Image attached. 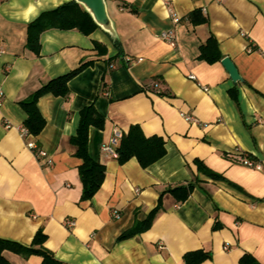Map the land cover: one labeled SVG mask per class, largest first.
<instances>
[{
  "label": "crops",
  "instance_id": "0c3cea01",
  "mask_svg": "<svg viewBox=\"0 0 264 264\" xmlns=\"http://www.w3.org/2000/svg\"><path fill=\"white\" fill-rule=\"evenodd\" d=\"M67 1L0 0V238L28 245L41 229L43 246L63 264H186L193 251L207 254L196 264H240L245 254L264 264V0H106L118 45L100 28H49L38 53L28 49L27 24ZM168 28L175 45L159 36ZM210 36L240 81L221 59L199 56ZM80 64L67 96L38 98L44 126L24 137L19 102ZM90 104L104 124L89 127L88 153L105 173L81 200V160L69 139ZM134 124L164 140V155L146 167L135 157L119 163L101 148L114 130ZM188 183L185 200L163 193L150 225L118 238L147 217L162 191ZM2 256L7 264L42 260L8 250Z\"/></svg>",
  "mask_w": 264,
  "mask_h": 264
},
{
  "label": "trees",
  "instance_id": "16d2710c",
  "mask_svg": "<svg viewBox=\"0 0 264 264\" xmlns=\"http://www.w3.org/2000/svg\"><path fill=\"white\" fill-rule=\"evenodd\" d=\"M193 16V15H191ZM204 20V18L200 19ZM49 28L71 29L75 28L84 34L91 33L98 28L91 16L83 9V7L70 0L51 10L41 12L36 18L27 24L26 47L35 53L39 51V35L42 31ZM118 45V41H114ZM199 56L204 57L208 62L221 59L215 39L210 36L204 44L199 48ZM85 64H80L75 69L52 78L42 84L27 98L19 102L21 108L26 114L23 121V127L27 129L29 134L37 135L44 126L45 120L37 108V100L44 93L53 95L67 96L68 80L78 73ZM232 98L235 99L233 91ZM104 118L99 114L95 107L90 104L84 106L79 111V120L76 132L70 137V143L74 147V155L81 160L78 165V174L81 182V200L90 199L100 187L105 173V167L100 162L92 159L88 153V130L90 126L102 128ZM117 152V160L119 163L125 162L130 157H135L141 167H146L162 157L165 153L164 140L160 136H144L140 127L136 124L130 125L126 132H121V136L115 146ZM203 169L211 179H221L222 177L209 169ZM193 188L192 183L186 185H178L168 187L160 194L157 205L149 212L147 217L141 222H134L131 228L122 232L118 238H126L133 235L136 231L147 228L154 218L155 213L161 208V196L163 193H170L176 201L185 200ZM46 239L41 229H38L33 235L28 245L18 243L16 241L0 238V264H7L2 256L4 250L28 256L36 254L42 258L40 264H63L56 259L52 252L43 246ZM207 257L202 251L188 252L184 255L186 264H196ZM240 264H259L252 256L243 255L240 258Z\"/></svg>",
  "mask_w": 264,
  "mask_h": 264
},
{
  "label": "water",
  "instance_id": "95a60500",
  "mask_svg": "<svg viewBox=\"0 0 264 264\" xmlns=\"http://www.w3.org/2000/svg\"><path fill=\"white\" fill-rule=\"evenodd\" d=\"M80 4L83 9L91 16L95 24L104 31L112 41H117L118 36L115 30L114 23L109 16L107 10L106 0H74ZM221 64L224 69L227 71L230 79L233 82L240 81L241 77L237 71L236 66L232 60L225 56L221 60Z\"/></svg>",
  "mask_w": 264,
  "mask_h": 264
},
{
  "label": "built area",
  "instance_id": "2783aa9c",
  "mask_svg": "<svg viewBox=\"0 0 264 264\" xmlns=\"http://www.w3.org/2000/svg\"><path fill=\"white\" fill-rule=\"evenodd\" d=\"M165 4H167V1H164ZM168 12L170 15V18L172 20V22H177L178 21V17L176 16V14L174 12H172L169 8H168ZM159 36L167 41L170 45H175V34L173 29L168 28V29H164L159 33ZM3 53V46H2V40H1V36H0V55ZM190 78H194L193 75L189 76ZM156 85V84H155ZM4 96V92L2 90V88L0 87V105L2 103V98ZM182 116L185 118V120L190 121V122H196V119L194 116L190 115V114H182ZM20 132L24 137L29 136V132L27 131V129L25 127H21L20 128ZM121 136V132L119 130H114L113 135L110 137L109 141L107 143H104L101 145V148L103 151L107 152L108 154H110L112 157H117V152L115 150V146L117 145V142L119 140ZM27 147H29L30 149H33L36 147L35 143L33 140H28L26 142ZM37 153L39 155H46L45 152L41 149L37 150ZM47 162H50V159L47 160ZM244 163L249 165V166H255L256 168H259L260 166L258 164L253 163L251 160L249 159H245ZM114 216H118V214L116 212L113 213ZM66 225L71 226L73 225V220L68 219L66 220Z\"/></svg>",
  "mask_w": 264,
  "mask_h": 264
}]
</instances>
